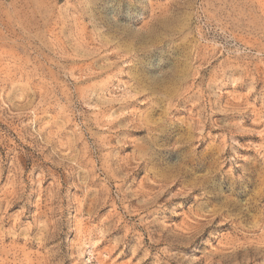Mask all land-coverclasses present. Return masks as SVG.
<instances>
[{
	"label": "rangeland",
	"instance_id": "1",
	"mask_svg": "<svg viewBox=\"0 0 264 264\" xmlns=\"http://www.w3.org/2000/svg\"><path fill=\"white\" fill-rule=\"evenodd\" d=\"M0 264H264V0H0Z\"/></svg>",
	"mask_w": 264,
	"mask_h": 264
},
{
	"label": "bare ground",
	"instance_id": "2",
	"mask_svg": "<svg viewBox=\"0 0 264 264\" xmlns=\"http://www.w3.org/2000/svg\"><path fill=\"white\" fill-rule=\"evenodd\" d=\"M214 254V253H213ZM218 254V253H217ZM209 258V257H208Z\"/></svg>",
	"mask_w": 264,
	"mask_h": 264
}]
</instances>
